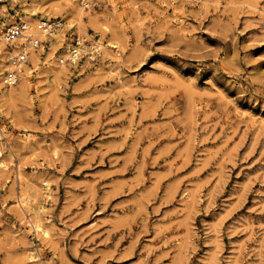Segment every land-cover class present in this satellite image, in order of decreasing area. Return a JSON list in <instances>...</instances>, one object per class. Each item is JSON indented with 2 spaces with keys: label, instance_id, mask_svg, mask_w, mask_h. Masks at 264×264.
Wrapping results in <instances>:
<instances>
[{
  "label": "rangeland",
  "instance_id": "rangeland-1",
  "mask_svg": "<svg viewBox=\"0 0 264 264\" xmlns=\"http://www.w3.org/2000/svg\"><path fill=\"white\" fill-rule=\"evenodd\" d=\"M71 1L1 19L0 264H264V0Z\"/></svg>",
  "mask_w": 264,
  "mask_h": 264
},
{
  "label": "built area",
  "instance_id": "built-area-1",
  "mask_svg": "<svg viewBox=\"0 0 264 264\" xmlns=\"http://www.w3.org/2000/svg\"><path fill=\"white\" fill-rule=\"evenodd\" d=\"M20 0H0V21L8 14L10 11H14L16 8L20 7ZM85 6H89V0H82ZM3 10V12H2ZM63 21L61 19H39L37 26L39 30L46 34L52 31L57 27H61ZM18 39L27 40L29 46L36 47L40 43V39L36 35H32L29 32V24L26 19H23L19 16L16 20L8 22L4 25L0 23V54L4 49L11 48V51L14 53L8 56V61L15 68L7 69L3 74V82L6 84H14L18 80V70L17 66L26 60L27 56V45L24 42L20 43V46L17 42ZM18 49H17V48ZM15 50H12L14 49Z\"/></svg>",
  "mask_w": 264,
  "mask_h": 264
},
{
  "label": "bare ground",
  "instance_id": "bare-ground-1",
  "mask_svg": "<svg viewBox=\"0 0 264 264\" xmlns=\"http://www.w3.org/2000/svg\"><path fill=\"white\" fill-rule=\"evenodd\" d=\"M24 1H26V3H29L27 0H24ZM35 1L36 0H32L30 3L31 4H35ZM29 3V4H30ZM58 3V4H57ZM39 4V3H38ZM57 5V6H56ZM66 5V6H65ZM71 6V5H73V2L71 1V0H67V1H65V3L63 4L62 3V1L61 0H56V4H54V5H51V6H53V7H55V8H57L58 6L59 7H63V8H65V7H67V6ZM75 6V5H74ZM76 7V6H75ZM68 8V7H67ZM71 8V7H70ZM2 12H3V10H2ZM80 16H83L82 14H83V10H81L79 7H77V11H76ZM88 12V11H87ZM31 14H33V12L31 13ZM77 14V15H78ZM6 16H7V14H6ZM90 16V15H89ZM84 17V16H83ZM11 18H9V19H6V20H10ZM81 21H82V19H81ZM76 22V21H75ZM0 23H1V25H4V24H6V22L5 21H0ZM81 23V22H80ZM32 27V32L33 33H37V34H39V35H45L44 33H42L40 30H39V28H38V26L36 25V26H34V25H32L31 26ZM43 38V37H42ZM44 39H45V37H44ZM97 43V42H96ZM29 46V45H28ZM78 46V45H77ZM96 47V46H95ZM17 48V47H16ZM71 48V47H70ZM34 49V48H33ZM12 50H15V48L14 49H12ZM73 50V49H72ZM6 50H4V52H5ZM75 51H77V49L75 50ZM5 54V53H4ZM8 53L6 52V55H7ZM35 54V51L33 50L32 52H31V56L32 55H34ZM76 54H77V52L75 53V54H71L72 55V57L73 58H75V56H76ZM2 56H4V55H1V57ZM30 56V55H29ZM78 56V55H77ZM76 56V57H77ZM4 58H5V56H4ZM28 59V58H27ZM27 61V60H26ZM30 62V61H29ZM2 64L4 65V63L2 62ZM27 64V63H26ZM1 67H2V65H1ZM6 68V67H5ZM9 68L10 69H12V68H15V66H13V65H11L10 64V66H9ZM29 69V68H28ZM26 67H25V64L24 65H22L20 68H19V65L17 66V70H18V74H20V76H21V79H24V80H28V77H27V75L29 74V70H28ZM2 70H4V68H2ZM20 71V72H19ZM19 76V75H18ZM1 78V77H0ZM19 199H20V197H19ZM21 200V199H20ZM20 200H19V202H20ZM23 201H25L24 199H23ZM17 203V202H16ZM23 203V202H22ZM25 203V202H24ZM18 204V203H17ZM21 204V203H20ZM23 205V204H22ZM40 208H42V206H40ZM24 209V208H23ZM26 211V210H25ZM36 212V211H35ZM30 215V214H29ZM39 215V214H38ZM32 216V215H31ZM36 219H37V217H36ZM34 220V219H33ZM44 220V219H43ZM29 221H30V219H29ZM28 221V222H29ZM42 222H44V221H42ZM42 222H40L39 220H36V221H33V223H31L32 225L31 226H33L36 230H37V232L39 231L43 236H50V234H51V232H50V229L44 224V223H42ZM30 225V224H29ZM33 228V229H34ZM35 230V231H36ZM28 256V255H27ZM29 256L32 258H35V255H33L32 253H30L29 254Z\"/></svg>",
  "mask_w": 264,
  "mask_h": 264
}]
</instances>
